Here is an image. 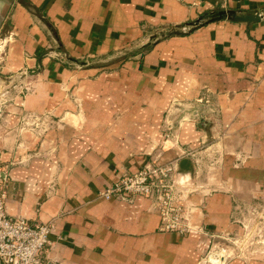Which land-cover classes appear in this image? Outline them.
Returning a JSON list of instances; mask_svg holds the SVG:
<instances>
[{
    "label": "crops",
    "instance_id": "0c3cea01",
    "mask_svg": "<svg viewBox=\"0 0 264 264\" xmlns=\"http://www.w3.org/2000/svg\"><path fill=\"white\" fill-rule=\"evenodd\" d=\"M215 9L264 13V0H14L8 8L0 0L4 78L21 75L34 86L0 125L6 130L0 166L10 167L6 209L32 225L53 223L41 264L199 261L210 237L159 233V219L143 197L105 201L98 195L156 154L195 172L194 157L168 142L161 148L162 117L172 100L197 99L203 89L221 112L219 128L231 146L222 189L204 199L197 220L209 235L230 233L234 204L264 190V16L252 24L211 22L149 43L157 31ZM122 52L131 57L105 70L89 66ZM23 114L62 120L58 128L47 120L53 124L41 141L21 139L7 130ZM177 136L192 149L203 138L193 123H182Z\"/></svg>",
    "mask_w": 264,
    "mask_h": 264
},
{
    "label": "rangeland",
    "instance_id": "374dc122",
    "mask_svg": "<svg viewBox=\"0 0 264 264\" xmlns=\"http://www.w3.org/2000/svg\"><path fill=\"white\" fill-rule=\"evenodd\" d=\"M219 10L222 9H215L213 11ZM207 14H203L194 22L176 28H165L157 31L152 35L149 43L165 39L170 35L189 34L197 28L209 24L205 18ZM261 14L264 16V13ZM199 19L201 20L198 22ZM142 52L145 51L143 50ZM131 54L132 52L114 54L111 55L112 58L110 60L103 62L95 59L94 64L89 62V66L93 65V67L105 70L123 59L130 58ZM6 56L7 47L0 50V125H3V119L5 118L7 109L22 107L25 98L34 89L32 81L26 80L24 76H15L16 79L9 80L4 78V58ZM45 56H54V53H45ZM203 90L202 95L197 99L186 101L172 100L162 117L163 137L165 140L161 148L168 142L167 147H171L172 145L173 148L178 149L181 156L188 155L194 157L195 172L193 174L182 172L179 169L178 161H164L157 154L155 157L145 161L137 170L139 171L148 165L154 167V169H166L167 167L176 166L175 173L171 176L170 181L174 199L169 207L180 209L182 214L181 227L184 229L183 233L160 232L158 207L153 200L146 199L149 203V211L154 213L159 219V233L175 234L179 237L189 235L210 237L211 241L207 250L196 264H226V262L232 260H241L243 262L251 260L264 261V190L259 191L260 193L258 192L255 195H251L249 198L243 195V200L234 204L232 221L236 229L230 233L209 235V231L205 228L204 224H201L197 220L196 213L202 209L204 199L209 194L216 192L218 189H222L221 185L224 181H222L220 174L223 166V158L231 146L228 144V132L219 128L221 112L218 106L212 100L211 92L207 89ZM17 116L20 117V123L14 129H8L7 131L12 132L21 139L27 135L31 139L40 141L45 138L47 131L53 124L48 126L47 120L54 122L57 128L59 127L58 121L62 120L56 118L54 115L49 116L48 114H40V117H38V114H23ZM182 123H193L202 133L203 138L198 149H192L179 142L177 130ZM5 131L0 128V133H5ZM237 163H240V161ZM9 170V166H0V198L3 197L5 205L7 201L5 186L9 178ZM123 175L121 174L119 178ZM217 239H220L221 242Z\"/></svg>",
    "mask_w": 264,
    "mask_h": 264
},
{
    "label": "built area",
    "instance_id": "2783aa9c",
    "mask_svg": "<svg viewBox=\"0 0 264 264\" xmlns=\"http://www.w3.org/2000/svg\"><path fill=\"white\" fill-rule=\"evenodd\" d=\"M175 165L166 169H143L124 174L98 197L105 201L115 198L133 200L136 197L153 200L160 215V232L182 234V214L179 208H170L174 193L170 184ZM52 222L32 225L25 218H11L5 201L0 198V263L41 264V255L50 246Z\"/></svg>",
    "mask_w": 264,
    "mask_h": 264
},
{
    "label": "water",
    "instance_id": "95a60500",
    "mask_svg": "<svg viewBox=\"0 0 264 264\" xmlns=\"http://www.w3.org/2000/svg\"><path fill=\"white\" fill-rule=\"evenodd\" d=\"M2 1L5 4V8L6 7L8 8L12 5L14 0H2ZM4 15H5L4 13H1V15H0V25L3 21ZM261 17H262V15H261L260 11H256L253 13L246 14L244 12L234 11V10L212 11L205 16V18L207 19V21L209 23L214 22V21L227 20V21L234 22V23H245V24L256 23V22L261 20ZM200 20L201 19H199L198 22ZM82 64H84V63H82ZM217 240L221 242L220 239H217Z\"/></svg>",
    "mask_w": 264,
    "mask_h": 264
}]
</instances>
